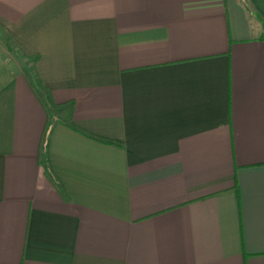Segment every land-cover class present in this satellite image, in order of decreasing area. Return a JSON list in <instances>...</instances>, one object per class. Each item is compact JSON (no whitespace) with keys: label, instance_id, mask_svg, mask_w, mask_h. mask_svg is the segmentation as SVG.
Segmentation results:
<instances>
[{"label":"crops","instance_id":"obj_1","mask_svg":"<svg viewBox=\"0 0 264 264\" xmlns=\"http://www.w3.org/2000/svg\"><path fill=\"white\" fill-rule=\"evenodd\" d=\"M263 21L264 0H0V264H264ZM30 70L119 144L51 128L66 198Z\"/></svg>","mask_w":264,"mask_h":264},{"label":"trees","instance_id":"obj_2","mask_svg":"<svg viewBox=\"0 0 264 264\" xmlns=\"http://www.w3.org/2000/svg\"><path fill=\"white\" fill-rule=\"evenodd\" d=\"M245 2V1H244ZM264 25V21H263ZM38 56H34L31 58L32 63L34 64L37 60ZM33 89L36 93H41L43 95V103L48 111V118L49 120L46 122L44 130H43V138L41 143V164L43 165L44 171L47 175V177L57 186L58 191L60 194L66 198L65 191L63 189V186L61 182L58 180L56 175L53 173L49 158L47 156V145H48V138L51 128L57 123L61 122L67 127L74 129L90 138H93L97 141L101 142H107L112 144H117L116 142H113L111 140H107L105 138H101L98 136H95L93 134H90L86 132L85 130L81 129L77 125H75L72 121V111L74 107V103L72 100H68L65 102H55L52 99L50 91L43 85V83L40 81L38 86H36V83H32ZM119 145V144H117Z\"/></svg>","mask_w":264,"mask_h":264},{"label":"rangeland","instance_id":"obj_3","mask_svg":"<svg viewBox=\"0 0 264 264\" xmlns=\"http://www.w3.org/2000/svg\"><path fill=\"white\" fill-rule=\"evenodd\" d=\"M0 45L2 46V43H0ZM25 73H28L29 74V78H31V81L35 84L36 83V81H35V79H34V77H33V75H32V72H31V70L30 71H25ZM34 85L32 84V87H33ZM36 86H38V84L36 83ZM41 97H42V99H43V95L41 94V93H38Z\"/></svg>","mask_w":264,"mask_h":264}]
</instances>
